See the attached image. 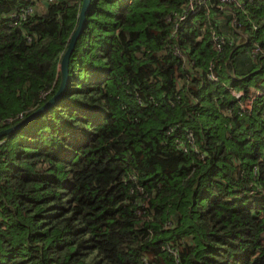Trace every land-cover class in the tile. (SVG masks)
<instances>
[{
	"label": "trees",
	"instance_id": "16d2710c",
	"mask_svg": "<svg viewBox=\"0 0 264 264\" xmlns=\"http://www.w3.org/2000/svg\"><path fill=\"white\" fill-rule=\"evenodd\" d=\"M208 2L92 0L0 138V264H264V0ZM82 3L0 0V132Z\"/></svg>",
	"mask_w": 264,
	"mask_h": 264
},
{
	"label": "water",
	"instance_id": "95a60500",
	"mask_svg": "<svg viewBox=\"0 0 264 264\" xmlns=\"http://www.w3.org/2000/svg\"><path fill=\"white\" fill-rule=\"evenodd\" d=\"M91 4H92V0H83L82 8H81L80 16H79L78 27L71 37L70 43L68 45V49H67L66 53L64 54L62 62H61V66H60L61 84H60V88H59L58 92L56 93V95L51 100H49L43 107H41L36 112H34L31 116L23 119L17 125L9 128L7 130L1 131L0 132V138L7 136V135H11V134L17 132L18 130H20L22 127H24L31 120H33L34 118H36L37 116L42 114L44 111L49 109L51 106H53L55 103H57L58 100L63 96L64 92L67 89L68 83H69L70 59H71L72 54L75 51L77 42H78L79 38L81 37L85 27H86L87 13L90 11Z\"/></svg>",
	"mask_w": 264,
	"mask_h": 264
},
{
	"label": "built area",
	"instance_id": "2783aa9c",
	"mask_svg": "<svg viewBox=\"0 0 264 264\" xmlns=\"http://www.w3.org/2000/svg\"><path fill=\"white\" fill-rule=\"evenodd\" d=\"M54 0H48V2H53ZM241 0H217L216 8L222 11H226L229 6H236L241 7ZM35 8L32 6L21 8L20 10L16 11L12 15V19L14 21V25H20L22 22L26 21L30 16L34 15ZM209 2L208 0H188L187 8L185 9L184 13L178 16L176 19L177 22H182L186 20L189 16H195L201 11H205L209 13ZM232 25H237L235 21L232 22ZM214 47L215 50L220 52L222 50V41L214 35ZM216 80V78H214ZM234 96L238 99L241 98L242 94L239 91H232ZM246 102V103H245ZM242 102V109L244 111H249L251 107V101ZM13 122L12 120L4 122L6 125H11Z\"/></svg>",
	"mask_w": 264,
	"mask_h": 264
},
{
	"label": "crops",
	"instance_id": "0c3cea01",
	"mask_svg": "<svg viewBox=\"0 0 264 264\" xmlns=\"http://www.w3.org/2000/svg\"><path fill=\"white\" fill-rule=\"evenodd\" d=\"M41 4H39L38 6H40Z\"/></svg>",
	"mask_w": 264,
	"mask_h": 264
},
{
	"label": "rangeland",
	"instance_id": "374dc122",
	"mask_svg": "<svg viewBox=\"0 0 264 264\" xmlns=\"http://www.w3.org/2000/svg\"><path fill=\"white\" fill-rule=\"evenodd\" d=\"M246 103V102H245Z\"/></svg>",
	"mask_w": 264,
	"mask_h": 264
}]
</instances>
